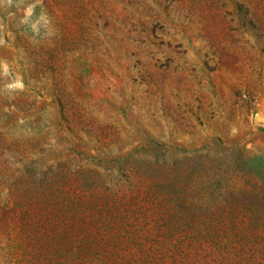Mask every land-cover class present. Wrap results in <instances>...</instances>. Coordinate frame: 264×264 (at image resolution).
<instances>
[{"label": "rangeland", "instance_id": "374dc122", "mask_svg": "<svg viewBox=\"0 0 264 264\" xmlns=\"http://www.w3.org/2000/svg\"><path fill=\"white\" fill-rule=\"evenodd\" d=\"M0 264H264V0H0Z\"/></svg>", "mask_w": 264, "mask_h": 264}]
</instances>
